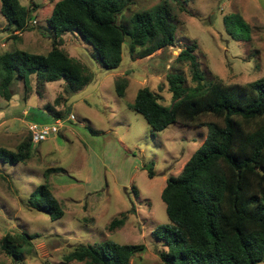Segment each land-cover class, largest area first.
I'll list each match as a JSON object with an SVG mask.
<instances>
[{
    "label": "rangeland",
    "instance_id": "1",
    "mask_svg": "<svg viewBox=\"0 0 264 264\" xmlns=\"http://www.w3.org/2000/svg\"><path fill=\"white\" fill-rule=\"evenodd\" d=\"M55 1L20 0L32 8L31 21L22 32L14 31L0 14V53L22 49L45 54L51 47L46 19ZM259 1L132 0L117 15V22L126 23L136 12L164 6L175 25L173 45L139 58L136 53L130 55L125 38L120 65L107 70L92 46L76 33L65 32L61 48L92 74L82 89L64 93L63 79L38 87L36 74L28 76L25 87L16 77L11 98L0 96V148L15 151L31 132L32 122H53L44 109L46 104L62 116L58 133L33 143L26 161L0 159V239L6 233L35 236L23 247L21 262H14L0 246V264H79L66 262L64 256L77 245L106 241L145 245L144 252L135 255L130 264H164L158 253L166 247L152 235L158 225L169 223L161 190L167 177L181 172L207 129L173 123L153 131L131 104L136 91L147 86L160 96L162 104L170 105L167 73H180L188 86L194 85L188 63L177 60L188 45H195L206 80L243 84L264 77V9ZM235 14L248 26L233 23L228 31L223 17ZM121 76L128 83L119 97L114 82ZM209 119L213 118H201ZM41 183H47L61 203L62 217L52 220L26 206ZM121 212L127 214L125 223L110 230L108 224Z\"/></svg>",
    "mask_w": 264,
    "mask_h": 264
},
{
    "label": "trees",
    "instance_id": "2",
    "mask_svg": "<svg viewBox=\"0 0 264 264\" xmlns=\"http://www.w3.org/2000/svg\"><path fill=\"white\" fill-rule=\"evenodd\" d=\"M131 3L132 0H56L46 19L51 47L45 54L22 49L0 53V96L9 100L16 77L26 87L31 74H36L38 87L63 79L64 93L82 89L92 74L61 48L65 32L76 33L92 46L95 57L107 70L120 65L125 38L130 55L136 53L139 58L173 45L175 25L164 6L136 12L126 23H118L117 15ZM31 10L20 0H0V14L17 32L28 27ZM223 21L228 31V25L233 23L247 25L237 14L224 16ZM136 48L140 50L135 52ZM194 49V44L188 45L177 57L188 63L193 86H188L180 73H167L170 105L162 104L160 96L147 86L136 91L131 104L153 131L173 123L207 129L206 137L181 172L167 177L161 190L169 223L158 225L152 232L166 247L158 256L164 264H259L264 261V77L243 84H226L218 78L206 80ZM127 83L125 76L115 80L117 96L124 95ZM44 109L54 119L62 116L50 104ZM205 116L213 119L201 120ZM32 145L30 132L15 151L0 148V159L24 162ZM148 175L152 177V171ZM26 206L48 214L52 220L64 215L47 183L35 187ZM126 218V212H121L108 228L122 226ZM34 237L6 233L0 246L14 262H21L23 247ZM145 249L143 244L109 241L80 244L64 259L79 264H130Z\"/></svg>",
    "mask_w": 264,
    "mask_h": 264
},
{
    "label": "built area",
    "instance_id": "3",
    "mask_svg": "<svg viewBox=\"0 0 264 264\" xmlns=\"http://www.w3.org/2000/svg\"><path fill=\"white\" fill-rule=\"evenodd\" d=\"M69 119L73 120L74 116L69 115ZM61 126V120L55 119L53 122L48 124H35L31 123L30 131H31V140L33 143H38L46 140L48 137L55 135L59 131V127Z\"/></svg>",
    "mask_w": 264,
    "mask_h": 264
},
{
    "label": "water",
    "instance_id": "4",
    "mask_svg": "<svg viewBox=\"0 0 264 264\" xmlns=\"http://www.w3.org/2000/svg\"><path fill=\"white\" fill-rule=\"evenodd\" d=\"M259 3L261 5V7L264 9V0H260Z\"/></svg>",
    "mask_w": 264,
    "mask_h": 264
},
{
    "label": "crops",
    "instance_id": "5",
    "mask_svg": "<svg viewBox=\"0 0 264 264\" xmlns=\"http://www.w3.org/2000/svg\"><path fill=\"white\" fill-rule=\"evenodd\" d=\"M23 113L25 114L26 113V111H23ZM28 114V113H27Z\"/></svg>",
    "mask_w": 264,
    "mask_h": 264
}]
</instances>
